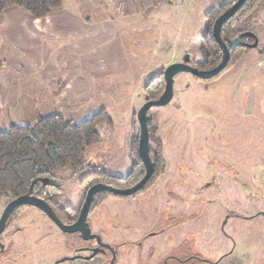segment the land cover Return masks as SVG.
<instances>
[{
  "label": "rangeland",
  "instance_id": "1",
  "mask_svg": "<svg viewBox=\"0 0 264 264\" xmlns=\"http://www.w3.org/2000/svg\"><path fill=\"white\" fill-rule=\"evenodd\" d=\"M230 1L214 0L215 5L211 8L220 10L222 4ZM207 4V0H178L169 9H161L152 15L149 22L146 20L134 28V41L129 40L124 46L132 62L125 78L131 81V86L138 81V76L148 79V84L163 74L164 68L172 63L166 62V54L159 51L160 45L167 42L180 47L189 41L191 48L187 51L191 53L192 61H203L199 34L208 29L204 12ZM239 28L254 32L258 37L256 49H264V0L242 19ZM256 49H251L234 67L211 80H199L188 72L177 73L170 102L149 110L153 124L158 126L157 134L162 141V155L167 164L162 185L181 187L178 179L186 177L192 183V178L196 177L199 187L205 186L201 193L203 196L214 195L220 200L221 208L213 205L204 215L211 223L209 243L215 250L210 257L215 258L223 247L225 251L231 249L222 264H264V215L260 213L264 212V192L255 189L262 188L264 182V53ZM182 56V52L175 56L176 61H180ZM259 61L263 66L258 65ZM140 91L139 96H132L129 89L122 88L99 96L102 108L112 119L113 130L104 124L98 127L102 143L92 146L85 160L96 155L103 159L100 168L108 173L125 175L129 172L127 152L131 141L139 136L136 113L145 101V87ZM132 107L135 108L134 115ZM195 153H199L201 169L200 176L194 177L191 173L186 175L184 162L193 165L191 158ZM219 163L230 169L234 166L240 169L230 185L221 174L223 169L217 168ZM86 171L87 168L76 174L68 169L58 172L57 179L64 181L61 197L66 204L74 207L80 204L85 186L79 181ZM191 188V193H195V188ZM162 189V197H167V188ZM8 201L0 196V215ZM113 206L103 205L100 218L90 212L88 219L95 229L111 233L113 243L127 242L130 239L126 234L127 227L120 226L116 220L110 219L111 215H106ZM192 209L190 207L187 213L190 214ZM234 211L241 217L229 216L222 228L225 216ZM111 223L118 225H112V228ZM16 227L18 231H14ZM155 230L145 226L136 238ZM201 236L199 232V246ZM1 238L5 248L0 253V264H53L58 258L70 255L77 242L74 235L62 233L32 206L20 208L10 218ZM155 239L152 236L151 241ZM170 246L181 247L172 241ZM126 247L127 244H122L119 248L124 253Z\"/></svg>",
  "mask_w": 264,
  "mask_h": 264
},
{
  "label": "crops",
  "instance_id": "2",
  "mask_svg": "<svg viewBox=\"0 0 264 264\" xmlns=\"http://www.w3.org/2000/svg\"><path fill=\"white\" fill-rule=\"evenodd\" d=\"M177 2L63 0L44 17L18 6L5 8L0 12V130L53 114L78 123L102 109L101 94L122 88L139 96L149 80L138 76L131 86L125 79L132 62L124 46L134 41V28ZM207 3L205 13L215 5L214 0ZM189 48V41L180 47L167 42L159 51L173 62Z\"/></svg>",
  "mask_w": 264,
  "mask_h": 264
},
{
  "label": "flooded vegetation",
  "instance_id": "3",
  "mask_svg": "<svg viewBox=\"0 0 264 264\" xmlns=\"http://www.w3.org/2000/svg\"><path fill=\"white\" fill-rule=\"evenodd\" d=\"M199 63L200 62L192 61V59L190 60V64L201 69ZM194 77L204 81L214 78L200 79L195 75ZM157 137L159 139L157 143L149 141V156L152 161L153 171L146 183L129 195L117 194L107 190L96 192L92 198L89 212L85 220V232L76 231L73 233H65L74 235L77 242L72 246V253L70 255L60 257L57 260L61 258L68 259L57 262V264H116L117 261H120L121 264H222L227 259V256L231 253V249L225 251L224 247L215 258L210 257L215 250L211 249L209 243L211 223L208 222V218L204 213L212 209L213 205L220 206V208L222 206L219 203L220 200L215 199L214 195L203 196L201 193L205 191V186L200 188V185L195 182L197 181L195 176H200L201 169L198 165L199 153H195V156L191 158L193 165L184 162L186 175L191 173L192 176L195 177L192 178V183L189 182V178L182 177L178 179V184L181 187L171 185L172 187L168 188L166 185H162L167 164L162 155V141L159 136ZM135 142L138 150V139L135 140ZM138 155L139 158H137L135 162H132L128 154L130 170L125 175H115L101 169L100 163L103 159L98 156L89 157L80 168L70 170L72 173L76 174L78 172H83V170L87 168L86 173L79 181L84 184L85 189L82 200L78 206L74 207L66 204L64 199H62L61 192L64 181L57 179L60 170L53 174L47 184L41 182L42 184L38 185L33 195L43 199L46 197L47 199L45 200L51 205L62 222L67 225L73 224L79 216L87 191L92 185L101 183L116 189H128L133 187L144 177L146 172L144 161L139 152ZM96 157L97 159H94ZM135 163H137V169L133 166ZM234 167L235 168L230 169L224 165V163H219V167H217L223 169L221 174L225 175L228 179V185L235 180L236 173L238 174L240 172V169L236 166ZM127 176H129L128 180L130 181L127 182L126 185L114 180V178L122 179ZM134 176H136V180L133 181ZM191 187L195 188L193 189L195 193H191ZM162 188H167V197H162ZM255 189L263 193L264 182L262 188L255 187ZM105 204H114L113 208H110L106 215H111L110 219L116 220L120 226L124 225L127 227L126 234L130 238L127 242L120 240L118 243H113L114 238L111 233L106 234L103 231L95 229L93 222L88 219L90 212L93 213L94 216L100 218V211ZM24 207H26V205L16 208L10 218L14 214L16 215L20 208ZM190 207H193L194 210L192 209V212L189 214L187 211H190ZM260 213L264 215V212ZM194 214L195 216H192ZM229 216L241 217V214L235 211L228 213L222 223V228ZM204 218H207V220L203 221ZM49 220L58 228L51 219ZM127 220H129L128 224ZM202 221L204 224L206 223L205 226L202 225ZM112 225L115 227V225L118 224L111 223V227L114 228ZM145 226L156 228V230L152 231L150 234H144L142 237L136 238L138 233H140L141 229ZM15 230L18 231L19 228L16 227L14 231ZM199 232L202 233L200 246L198 245ZM188 234H190L191 237H188ZM152 236H155L157 239L151 241ZM0 239L2 241L1 236ZM170 241L179 243L181 247L170 246ZM122 244H127V249H125L124 253L119 248ZM91 255L92 257L90 259H86L87 256Z\"/></svg>",
  "mask_w": 264,
  "mask_h": 264
},
{
  "label": "trees",
  "instance_id": "4",
  "mask_svg": "<svg viewBox=\"0 0 264 264\" xmlns=\"http://www.w3.org/2000/svg\"><path fill=\"white\" fill-rule=\"evenodd\" d=\"M236 0L224 3L220 10L210 8L206 11L207 31L201 35L203 61L201 69L215 66L221 59L222 48L216 42L212 26L214 20ZM261 0H245L237 12L221 27L220 35L229 50V61L226 67L217 75L232 67L251 49L254 38L250 35L238 37L245 30L239 24ZM63 0H0V12L10 6L26 9L34 17H44L62 6ZM264 53V49H260ZM3 60L0 58V66ZM216 76V77H217ZM164 88L163 75L156 76L145 86V94L149 98H157ZM148 115L149 141L157 143L158 126ZM106 125L113 130V122L107 111L102 108L82 121L76 123L66 119L61 114L40 117L32 125L12 124L0 130V196L12 199L23 194H34L40 178L50 179L59 170H75L85 162L88 150L102 142L98 131L100 125ZM134 138L128 154L132 162L139 158ZM133 166L137 169V163ZM129 176L122 179L114 178L116 182L126 185ZM131 179V178H130ZM136 180L134 176L133 181ZM45 199H47L45 197Z\"/></svg>",
  "mask_w": 264,
  "mask_h": 264
},
{
  "label": "water",
  "instance_id": "5",
  "mask_svg": "<svg viewBox=\"0 0 264 264\" xmlns=\"http://www.w3.org/2000/svg\"><path fill=\"white\" fill-rule=\"evenodd\" d=\"M245 2V0H236L234 1L230 7L225 9L213 22L212 26V33L216 40V42L221 46L222 48V56L220 61L209 69H198L197 67L190 64L191 60V53L187 50L184 51L182 59L180 61H174L170 64H168L164 70H163V79H164V88L161 94L154 99H151L148 97V95L144 94L145 101L140 106L136 113L137 121L139 124V136H138V152L140 156L142 157L145 165V175L144 177L133 187L128 189H116L110 186L103 185L101 183H97L92 185L86 194L85 201L82 205V208L80 210L79 216L77 220L70 225L64 224L62 220L57 216L55 211L52 209L51 205L43 198L38 197L36 195L27 193L20 196H17L15 198L10 199L6 205L4 206L1 215H0V236L3 233L6 224L11 216V214L14 212V210L20 206H33L38 209H40L49 219H51L58 228L64 232V233H73L76 231H82L84 230L85 220L87 217V214L89 212V208L92 202V198L94 194L100 190H107L111 191L117 194H123V195H129L141 188L146 181L149 179L150 175L153 171L152 161L149 156V130H148V111L153 106H163L166 105L173 96V81L174 77L179 72H190L191 74L197 76L200 79H210L212 77H215L217 74H219L227 65L229 61V50L225 43V41L222 39L220 35V29L222 25L231 17L233 16L237 10L241 7V5ZM244 35H250L254 38V43L252 44L253 47L257 46L258 39L256 35L251 31H244L241 34L238 35L244 36ZM40 181L43 184H47L49 182L48 178H40ZM4 250V243L0 239V253ZM91 256H87L86 259H90ZM74 258V257H72ZM68 258H61L57 260L54 264H57V262L64 261Z\"/></svg>",
  "mask_w": 264,
  "mask_h": 264
},
{
  "label": "built area",
  "instance_id": "6",
  "mask_svg": "<svg viewBox=\"0 0 264 264\" xmlns=\"http://www.w3.org/2000/svg\"><path fill=\"white\" fill-rule=\"evenodd\" d=\"M120 5L125 3H134V2H140V1H153V0H117Z\"/></svg>",
  "mask_w": 264,
  "mask_h": 264
}]
</instances>
